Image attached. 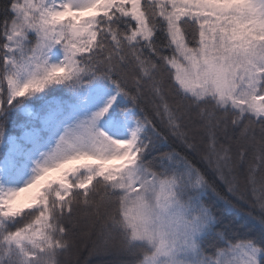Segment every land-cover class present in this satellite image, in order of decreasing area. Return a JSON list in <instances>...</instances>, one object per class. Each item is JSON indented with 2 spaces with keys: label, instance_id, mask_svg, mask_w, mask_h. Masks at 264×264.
Listing matches in <instances>:
<instances>
[{
  "label": "snow or ice",
  "instance_id": "1",
  "mask_svg": "<svg viewBox=\"0 0 264 264\" xmlns=\"http://www.w3.org/2000/svg\"><path fill=\"white\" fill-rule=\"evenodd\" d=\"M80 209L111 264H264V0H0V264Z\"/></svg>",
  "mask_w": 264,
  "mask_h": 264
},
{
  "label": "trees",
  "instance_id": "2",
  "mask_svg": "<svg viewBox=\"0 0 264 264\" xmlns=\"http://www.w3.org/2000/svg\"><path fill=\"white\" fill-rule=\"evenodd\" d=\"M243 210L247 212L250 209L244 207ZM94 221L90 209L78 211L75 243L68 252L61 255V264H111L118 258L115 249L102 250L103 238L98 235L99 224L95 223L94 226Z\"/></svg>",
  "mask_w": 264,
  "mask_h": 264
}]
</instances>
